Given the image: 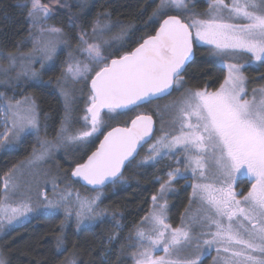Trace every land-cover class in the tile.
I'll return each instance as SVG.
<instances>
[{"label":"snow or ice","instance_id":"obj_1","mask_svg":"<svg viewBox=\"0 0 264 264\" xmlns=\"http://www.w3.org/2000/svg\"><path fill=\"white\" fill-rule=\"evenodd\" d=\"M27 7L30 27L39 31V38L33 34L32 40L40 45L34 50L41 59L0 54L8 65L0 69L5 83L18 65L39 62L43 69V61L52 60L59 49L58 41L63 40L62 29L45 27L55 15L50 4L31 0ZM187 9V0H160L151 20L156 23L161 17L167 18L159 22L154 35L143 38L134 50L118 58L105 55L113 46L107 37L115 27L124 25L97 21L92 40L80 29L77 55H70L65 78L82 83L81 91L87 92L83 123L69 118L70 94L64 90L66 118L57 140H40L36 158L46 160L69 147L87 155L96 134H103L107 120L183 89L181 100L172 106L173 131L151 142L153 119L147 114H138L130 125L108 131L99 148L71 171L76 182L92 186L90 191L97 193L92 198L76 193L73 200V193L66 189L55 202L45 196L38 206H33L30 198L13 206L11 199L19 187L17 176L15 170L5 174L4 191L0 193V229L5 222L13 227L30 215H58L61 211L67 220L75 218L83 225L99 212L103 190L117 184L122 169L131 166L139 150L150 144L143 164L154 166L170 157L177 167L160 184L159 198L152 197V212L137 227L129 248L131 264H200L204 249L230 254L222 257L223 264H264V87L252 89L249 96L242 72L246 65L238 62L246 54L264 61V0H208L205 18H196V13ZM170 10L176 14H169ZM183 16L191 17L190 22ZM70 25L76 27V21L70 20ZM121 35L112 39L119 40ZM194 45L210 46V56L222 63L236 61L224 63L227 74L214 91L208 86L193 89L185 83V74L194 60ZM21 76L40 79V73L32 68H22L17 81ZM0 113L5 120L0 141L9 136L13 140L40 137L39 113L31 98L13 103L0 92ZM238 176L251 179L246 194L234 189ZM178 178L195 181L191 203L199 201L201 208L192 222L185 223L182 218L181 226L173 228L167 222L165 198L172 181ZM192 223L199 225V232L193 231ZM61 245L62 240L58 250ZM0 264H8L2 255Z\"/></svg>","mask_w":264,"mask_h":264},{"label":"trees","instance_id":"obj_2","mask_svg":"<svg viewBox=\"0 0 264 264\" xmlns=\"http://www.w3.org/2000/svg\"><path fill=\"white\" fill-rule=\"evenodd\" d=\"M204 1L191 0L189 10L195 13L203 12ZM42 2L50 4L55 13L49 24L64 30L63 34L67 39L78 40L81 28L88 32L91 26L106 17L109 22L124 25L123 28L119 27L117 32L125 34L126 40L121 43V48L117 52L108 54L112 58L132 51L143 38L153 35L159 27V22L166 18L156 23L151 20L157 10L156 0H59V2L42 0ZM29 3L31 0H0V54L19 55L29 51L28 39L31 32L27 16ZM70 20L76 21L77 26L68 29ZM57 63H60L59 60ZM6 66L7 61L0 59V69ZM53 71L58 78L61 72L56 65ZM243 74L246 77L248 92L251 94L252 89L264 85V62L258 66H246ZM224 76V69L207 50L194 47V60L185 74V83L188 87L195 89L208 86L210 91H214ZM19 85L0 86V92L5 93L7 98L9 93H13L19 100L25 98L34 100L39 113L41 131L46 129V135L56 133L61 124L63 110L52 87L46 85L44 80L30 85L22 82ZM168 98L157 102H165ZM147 106L116 116L113 125L105 129L102 135L97 136L94 150L107 131L117 126L129 125L140 112L148 114ZM32 137L26 136L17 147L9 150L0 147V193H3L2 183L5 174L11 172L15 165L29 156L34 142ZM141 151L131 166H126L120 181L103 190L102 202L99 203V218L94 224L77 229L74 224L65 223L59 215L37 216L12 228L0 238V254L3 258L8 264H131L130 259L123 258L121 240L150 214L153 209L152 197L159 194L160 184L168 180V173L175 167L174 163L167 160H162L154 166L142 164ZM76 184L81 191L96 193L81 187L78 182ZM238 185L243 191L248 190L245 180L240 181ZM173 186L175 192L172 195L175 196L169 199L172 202L171 218L177 221L189 205L191 189L183 179L175 181ZM61 240L63 245L58 250V243Z\"/></svg>","mask_w":264,"mask_h":264},{"label":"rangeland","instance_id":"obj_3","mask_svg":"<svg viewBox=\"0 0 264 264\" xmlns=\"http://www.w3.org/2000/svg\"><path fill=\"white\" fill-rule=\"evenodd\" d=\"M77 1H81V0H77ZM156 1L158 2V6H157V9H158L159 4H160V0H156ZM190 2H191V0H187V3H188L187 11L193 12V11L189 10ZM204 2L205 3H203V4H204L205 9L203 10V12L198 11V13H196V18H205L206 17V14L208 11V0H205ZM226 2H228V0H226ZM30 4L31 3H29L28 6H30ZM28 9H29V7H28ZM194 13H195V11H194ZM169 14H176V13L174 10H170ZM162 18H164V17H161L160 20ZM182 19L189 20V22H190L191 17L183 16ZM100 22L102 24L118 25V24L109 22L108 19L107 20L104 19L103 21H100ZM49 23H50V20L45 25V27H53ZM29 27H30V24H29ZM67 28L72 29V26L68 25ZM92 28L93 27L91 26V28L87 32L89 40L93 39ZM117 29H119V27H115L113 29L112 33L110 34V36L107 37V39H109L112 42L113 46L108 49V51L105 53V55L117 52L121 48V43L124 40H126L125 34L123 35L121 32L118 33ZM30 31H31L30 36L28 39L29 48H30L29 51L27 53L19 54L16 56L27 57V56L31 55V56L37 57V59L39 60V59H41V56L34 49L40 47V45L35 43L32 40L33 34L39 38V31L37 29H33L31 27H30ZM62 31L64 33V30H62ZM117 35H121V39L113 40L112 38L117 36ZM58 43H59V49H58L57 53L53 55V58L51 61H48V60L43 61V63L45 64V67L43 69H41L39 62L31 64V65H29L27 63H25L23 65H18L16 72H12L10 74V77L8 78L7 83L4 82L3 74L0 73V86L10 87L13 84H15L16 86H20L19 84L22 82H24L27 85H30V84H34L35 82H40V80H44L46 85L52 87L53 92L56 94V96L60 102L61 108L63 110V116H62L61 124H62V121L66 118L65 98H64L62 93L64 90H67L70 94L69 100H68V103L70 105V117L69 118L73 122L79 120L81 123H83L82 117L84 115L85 104L87 102V92L81 91L84 88V85L82 83L76 84V83H73V81L71 79L65 78V74H66V70H67V62L70 59V55L71 56L77 55L76 50L79 47V42H78V40L75 41V39L74 40L67 39L63 35V40L58 41ZM194 47H198V48L205 49L208 51V48L210 46L194 45ZM213 59H215L216 62L218 63V65L224 69L225 75L227 74V70L224 67V63L236 62V61L229 59V60L222 63L218 58H213ZM58 60L60 63H57ZM238 62L245 64L246 66H258V64H260L264 61H257V60H255V58H252L250 56V54H246L245 58L239 60ZM55 65L59 68V70L61 72L58 75V78H57V75H55L54 71H53ZM6 67H4V68H6ZM22 68H32V69L36 70L37 72L40 73V79L39 80H30L27 77L21 76L19 81H17V79H16L17 73L20 72ZM242 72H243V69H242ZM262 87H264V85ZM262 87H260V88H262ZM260 88H257V89H260ZM183 94H184L183 89L176 90L173 92V94L165 102L160 103V102L156 101V102L149 104L146 107L147 113L154 118L155 123H156V129H157L156 134L154 135L151 142L154 143L157 139H159L165 133H169V132L173 131L172 120L174 117V109L172 106L174 104H177L181 100ZM4 95H5V93H4ZM250 95L251 94L249 93V96ZM8 97H9L8 99L11 100L13 103L16 100H19V99H17V97H15L13 95V93H11V94L9 93ZM20 101H23V100H20ZM142 113L143 112H140L139 114H142ZM114 120L115 119L107 120L106 121L107 127L105 129H107L108 127L113 125ZM4 123H5V120H4L3 113H0L1 133H3L5 131V128L3 126ZM61 124H60L59 129L56 131V133H54L52 135H46L45 131H41L39 138H37L36 136H33L32 138H33L34 142H33L32 149H31L29 156L25 160H23L22 162H20L19 164L15 165L12 168L11 172L13 170H15L14 175L17 176V183L19 185L16 194L11 199V203L13 206H16L21 200H27L29 198H30V201L33 204V206H38L41 204V202H43L45 196L47 197L48 200L55 202L59 198L60 194L64 193L66 189L73 193V196H72L73 200H75V194L76 193H79L81 197H88V198H92L95 195H97V193L89 194V193H86V191H81L78 188L76 182L74 180H72V178L70 177V173H71V170H73V168L75 167V164L77 162H82L84 159L87 158V155H89L94 150V146L96 143L97 136H99L101 134H99V133L96 134V137L94 138V142L91 143L87 149V155H85L81 151L75 150L74 147H69L68 149L61 148L59 151L55 152L52 155V157H50L49 159L40 160V159L36 158L35 154L40 150L39 141L46 139L52 143H55L57 140V133L61 129ZM76 127L78 128L79 124H77ZM105 129H103L102 131H104ZM24 138L25 137H22L19 140H13L12 137L9 136L7 140L0 141V147L1 148L3 147L6 150L15 148L20 144L21 140H23ZM149 147H150V144H147L142 149L143 152L141 151L142 155H141V162L140 163H142V161H144L146 156L148 155ZM163 160H167L168 162L174 163L173 164L175 166L174 169L177 167L175 161L172 160L170 157H166ZM145 165H151V164H145ZM180 171L182 173L184 172L183 167H180ZM185 176H190V173H185ZM243 178H245V180L247 179V181L251 182V179L248 176H238L237 180H240ZM179 179H183L188 183V185L190 186V189H191V193H190V198H189L190 200H189V205H188L187 209L177 219V221H175L174 219L171 218L172 202H170L169 199L173 198V196H175V194L172 195L175 192L173 185H174V182L179 180ZM194 182L195 181H193L191 179H184V178H178V179L172 181L171 189L168 191L165 199L167 202V209H166L167 222L173 228L181 226L182 218H185V223L192 222L193 218L197 216L198 210L201 208V204L199 201H197L196 203H191V201L193 200L191 185ZM247 187L249 190L251 187V183L249 184V186L247 185ZM2 188L4 191L3 183H2ZM234 189H235V191H237V193L242 192V190L239 188L238 183L237 184L235 183ZM247 191H246V193H247ZM159 195H160V191H159V194L157 195L158 198H159ZM160 203H164V201H160ZM58 215L63 218L65 223H72L75 225V227L77 229H80V228L84 227L85 225H87V226L92 225L99 218V212H98L95 216H93V218L91 220L86 221L83 225H79L76 222L75 218H73L71 221L67 220L63 214V211H61V213ZM37 216H50V215H47V214L30 215L29 219L26 221H29L30 219L35 218ZM143 220L141 221V223L138 226H140L142 224ZM26 221H24L22 223L15 224L13 227H9L7 225V223L5 222L3 229H0V238L6 232L11 230L12 228H15L19 225H22ZM175 222H176V224H175ZM137 227H134V230H132L131 232L128 231V232H130L129 235H127V236L125 235L123 237V239L121 240L124 259L129 260L131 257V252L129 251V248L131 247V245L135 239ZM192 228H193L194 232H199V225L198 224L192 223ZM116 237L117 236H115L114 239H116ZM202 251H203V254L201 256L200 264H203L204 262H206V264H223L222 257L226 256V255H230L227 253L218 254L214 249H204ZM159 254H162V252ZM186 254H188V253H186ZM207 257H209V258L206 259Z\"/></svg>","mask_w":264,"mask_h":264},{"label":"water","instance_id":"obj_4","mask_svg":"<svg viewBox=\"0 0 264 264\" xmlns=\"http://www.w3.org/2000/svg\"><path fill=\"white\" fill-rule=\"evenodd\" d=\"M167 18V17H166ZM162 22V21H161ZM158 30V29H157ZM155 34V33H154ZM153 34V35H154ZM134 50V49H133ZM193 51H194V47H193ZM173 93V92H172ZM171 93V94H172ZM170 95H168V96H165V97H163V98H161V99H156V100H154L153 102H156V101H159V100H162V99H165V98H167V97H169ZM148 105V104H147ZM146 106V105H145ZM144 107V106H143ZM141 108V107H140ZM152 119H153V132H152V134H151V136H150V140H151V138L153 137V135H154V133H155V131H156V124H155V120H154V118L152 117ZM130 125V124H129ZM117 127H121V126H117ZM112 129H110L109 131H111ZM108 132V131H107ZM107 132L104 134V135H106L107 134ZM103 138H104V136L100 139V141H99V143H98V145H97V148H99V145H100V142L103 140ZM146 145V144H145ZM144 145V146H145ZM96 148V149H97ZM141 151V149L139 150V152ZM90 155V154H89ZM137 157V156H136ZM127 166V165H126ZM126 168V167H125ZM125 168H123L122 169V175H123V173H124V170H125ZM122 177V176H121ZM120 177V178H121ZM72 178V177H71ZM73 180H75L74 178H72ZM76 181V180H75ZM78 184L81 186V187H83V188H85V189H87V190H90L91 189V187L92 186H82L83 185V182H78Z\"/></svg>","mask_w":264,"mask_h":264},{"label":"flooded vegetation","instance_id":"obj_5","mask_svg":"<svg viewBox=\"0 0 264 264\" xmlns=\"http://www.w3.org/2000/svg\"><path fill=\"white\" fill-rule=\"evenodd\" d=\"M155 134H156V132H155ZM242 180H245V178L240 179V180H237V181H236V184L239 183V182L242 181ZM238 181H239V182H238ZM245 181L247 182V184H248V186H249V184H250L251 182L247 181V179H246ZM239 188H240V186H239ZM240 189H241V188H240ZM241 190H242V189H241ZM242 192H243V193H246V192L243 191V190H242ZM208 258H209V257H207L206 259H208Z\"/></svg>","mask_w":264,"mask_h":264}]
</instances>
